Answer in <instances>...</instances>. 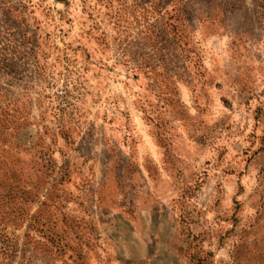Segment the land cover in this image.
<instances>
[{"label": "rangeland", "instance_id": "obj_1", "mask_svg": "<svg viewBox=\"0 0 264 264\" xmlns=\"http://www.w3.org/2000/svg\"><path fill=\"white\" fill-rule=\"evenodd\" d=\"M0 264H264V0H0Z\"/></svg>", "mask_w": 264, "mask_h": 264}]
</instances>
